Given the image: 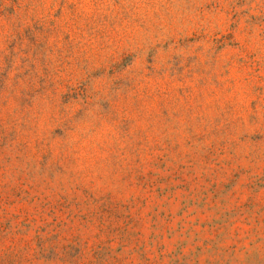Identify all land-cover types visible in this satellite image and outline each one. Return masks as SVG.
Listing matches in <instances>:
<instances>
[{
	"label": "rangeland",
	"instance_id": "rangeland-1",
	"mask_svg": "<svg viewBox=\"0 0 264 264\" xmlns=\"http://www.w3.org/2000/svg\"><path fill=\"white\" fill-rule=\"evenodd\" d=\"M0 264H264V0H0Z\"/></svg>",
	"mask_w": 264,
	"mask_h": 264
}]
</instances>
